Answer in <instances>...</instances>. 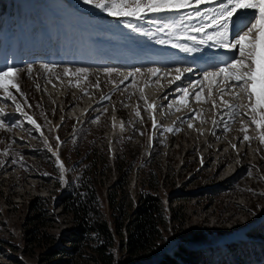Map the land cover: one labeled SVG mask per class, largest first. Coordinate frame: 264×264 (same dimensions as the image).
Segmentation results:
<instances>
[{"label": "rangeland", "instance_id": "obj_1", "mask_svg": "<svg viewBox=\"0 0 264 264\" xmlns=\"http://www.w3.org/2000/svg\"><path fill=\"white\" fill-rule=\"evenodd\" d=\"M71 1L70 7L75 11L83 9L86 16L82 15L78 24L87 23L84 24L87 29L91 24L89 17L97 18L91 20L98 23L96 28L91 30L89 26L91 31L86 32L97 34L105 24L114 28L116 23L125 22L126 18L109 16L81 0ZM33 2V6L29 2L20 5L26 24L18 23L15 31L6 35L0 31V42L9 40L11 51L15 47L14 34L22 32L24 39L27 37L23 33L27 30L20 26L29 27L28 12L31 14L39 7L54 10L53 5H59L55 0ZM50 19L43 26L40 24L38 32L45 41L48 38L49 42L57 41L58 32L68 29L65 17ZM199 23L202 21L191 26ZM70 25L74 29L76 22ZM160 26L159 21L149 22V26L141 27L145 29L141 35L148 36V42L151 36L162 33ZM164 34L169 33L165 30ZM61 38L60 49L34 51L32 56L28 52L27 58L19 51L16 66L19 71L14 82L21 91L11 89L14 99H8L0 90V113L5 114L7 121L0 123V264H49L56 255L69 260L74 256L78 264H93L88 258L89 247L79 256L81 247L75 254H49L53 248L80 245L73 242L74 222L62 204L67 186L60 179L62 173L53 155L56 151L65 166V181L79 177L83 171L87 173L89 161H95L94 189L98 200L114 190L111 186L116 176L114 158L120 165L126 164L122 171L132 163L127 161H133L126 176L131 201L134 203L139 189L137 183H148L151 188L156 186L165 212L166 232L159 252L182 241L191 230L200 229L211 238L216 235L213 243L221 246L225 241L244 239L247 230L264 223V144L259 140L264 127L258 130L243 115L244 109L235 114L225 104L243 105L247 102L245 98L233 99L231 90L221 95L224 86L205 81L201 73H186L182 80L176 81L172 75L177 73L172 67L164 69L165 66L155 64L147 56L141 57L144 61L137 66L112 64L103 54L100 60L86 58V53L95 49L90 42L102 41L93 36L83 37L81 44L67 30ZM31 41H35L36 48L41 39L34 37ZM261 51L264 53V44ZM29 64L33 65L31 72L27 70ZM43 64L56 67L49 71ZM65 66L70 68L69 75H64ZM76 67L89 71L77 74ZM104 67L118 71L106 74ZM136 67L141 71L125 80ZM150 67H158L156 76L148 71ZM185 67L189 66L183 65L181 71ZM198 77L200 83H196ZM182 88L190 93L200 91L201 99L197 101L195 95L184 97L178 91ZM177 97H184V103H177ZM148 105L155 107L148 109ZM28 116L39 128L27 121ZM153 119L159 125L155 129ZM168 128L175 130L168 132ZM245 134L249 141L243 140ZM57 137L64 142L59 150ZM42 153L49 154V158H42ZM217 189L223 194L214 195ZM101 207L104 211L105 203ZM262 234L258 241L264 244ZM220 251L225 253L227 248L222 246ZM115 252L116 263L124 264L122 253L116 248ZM250 264H264V260Z\"/></svg>", "mask_w": 264, "mask_h": 264}, {"label": "trees", "instance_id": "obj_2", "mask_svg": "<svg viewBox=\"0 0 264 264\" xmlns=\"http://www.w3.org/2000/svg\"><path fill=\"white\" fill-rule=\"evenodd\" d=\"M23 3L25 5L26 1L0 0L1 32L15 31L18 23L26 24L25 14L20 7ZM41 8L35 9L31 14L28 12L32 24L29 27L20 26L27 30L23 31L27 37L24 39L22 32H18L15 38L18 46L31 48L32 34L38 32L40 24L41 26L45 24L44 21L50 22L45 8L43 7V11L40 12ZM14 15L18 18L15 19ZM9 49L6 40L4 43L0 42V64L5 61L4 53ZM49 156L46 153L41 155L42 158ZM91 161L92 163L89 161L87 165L89 166L87 173L83 171L79 177L68 180L70 182L66 183V192L62 195L65 212L74 222L71 232L73 242L80 245L75 244L69 249L61 250L53 248L49 250V254L70 255L71 252L75 254V250L81 247L77 252L79 256L84 248L89 247L91 254L88 258L93 264H117L115 248L122 253L124 264H250L264 260V244L258 241L260 234H264V223L256 229L247 230L244 239H238L236 242L225 241L221 246L213 243L216 235L211 238L200 229L191 230L182 241L167 251L159 252L167 223L156 186L151 188L148 183H137L139 189L133 203L127 193L126 177L130 173L133 161H127L132 163L122 171V166L125 167L126 164L120 165L114 158L113 169L116 176L111 183L114 190L107 191L102 200H98L94 189L96 163L92 159ZM219 192L217 189L213 194H223ZM103 203L104 211L101 207ZM222 246L227 248L225 253L220 251ZM56 257L49 264H78L74 256L70 257V260L73 257L72 261L60 258L59 255Z\"/></svg>", "mask_w": 264, "mask_h": 264}, {"label": "snow or ice", "instance_id": "obj_3", "mask_svg": "<svg viewBox=\"0 0 264 264\" xmlns=\"http://www.w3.org/2000/svg\"><path fill=\"white\" fill-rule=\"evenodd\" d=\"M81 2L106 12L112 17L135 18L142 21L150 17L159 19L176 16L178 19H182L183 13L187 12L186 18L188 20L203 21V23L191 27L185 26V32L176 37L190 41L191 46L182 47L170 41L168 43H171L174 48H181L185 53H197L202 62L211 69L202 70L205 81H212L216 85L222 84L224 87L220 89L221 95L231 90L233 99L243 97L247 101L243 105L225 102L226 106L231 108L235 114H241V108L244 109L243 115L250 118L251 123L258 130L264 127V53L261 51L262 37H264V0H81ZM206 3L212 5L211 15H209V11L201 10V6ZM248 10H252L251 19L242 15ZM127 26L131 27V25ZM193 33L200 35L197 36ZM157 42L166 43L163 39ZM212 49L217 51L211 52ZM205 51L211 52V55L205 56ZM221 55H227L228 59L218 61V57ZM5 67L6 70L0 69V90L7 95L8 99H14L10 90L21 91L18 83L14 82L15 74L19 69L12 64H6ZM42 67L51 71L56 65L43 64ZM27 70L31 72L33 65H27ZM102 70L106 74L118 71L114 67H104ZM175 70L177 73L176 81L182 80L186 73L194 71L191 66L185 67L183 71L179 67H176ZM88 71L89 69L86 67L75 68L77 74ZM140 71L141 68L136 67L134 72L130 71L124 79L128 80L129 77H133L135 73ZM148 71L153 76L158 73L157 68L150 67ZM196 71L201 70L196 69ZM69 73L70 68L65 66L64 75H69ZM213 78L215 79L213 80ZM196 83H200L199 77ZM178 91H182L184 97L195 95L197 101L201 99L200 91L190 93L187 88L178 89ZM209 96H211V89ZM184 97H177V103H184ZM147 107L152 109L155 106L148 105ZM16 108L19 110L20 105L17 104ZM136 115H140L139 111ZM27 121L36 125L31 116L27 117ZM0 123H7L3 113H0ZM188 126L192 127L191 124ZM157 127L159 125L153 119V128ZM36 128H39V125H36ZM174 130L173 128L166 129L168 132ZM225 130H227L226 126ZM242 131L246 130L242 129ZM249 139V136L245 134L243 140L249 141ZM259 140L261 144H264V132L259 136ZM57 141V149L59 150L64 142L60 141L59 137H57ZM233 147L235 146L233 145ZM53 155L57 157V166L62 173L61 182L69 183L70 181L64 179L65 166L59 160L58 151L53 152Z\"/></svg>", "mask_w": 264, "mask_h": 264}, {"label": "bare ground", "instance_id": "obj_4", "mask_svg": "<svg viewBox=\"0 0 264 264\" xmlns=\"http://www.w3.org/2000/svg\"><path fill=\"white\" fill-rule=\"evenodd\" d=\"M252 10H248V11H246V12H251ZM246 12H244V13H242V15L244 16V14L246 13ZM120 46V48L122 49V55L121 56H123V58H124V60H127L128 59V57L132 54L131 52H132V49H133V47H134V45L133 44H128V45H119ZM145 49H146V51H149V52H157L158 50H164V49H168V45L167 44H160V43H158L157 41L156 42H150V43H148V44H146V46H145ZM177 50V52L179 51L180 52V48H178V49H176ZM205 55H208V54H205ZM176 57V56H175ZM174 57V58H175ZM171 78V77H170ZM166 84V83H165ZM165 89V88H164ZM164 95V94H163ZM160 98H161V96L159 97L158 96V100H160ZM156 99V100H157ZM162 102V101H161ZM163 103V102H162ZM158 106V105H157Z\"/></svg>", "mask_w": 264, "mask_h": 264}]
</instances>
